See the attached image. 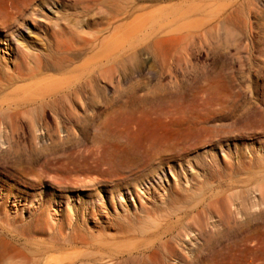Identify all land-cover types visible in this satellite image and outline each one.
<instances>
[{
  "label": "rangeland",
  "instance_id": "obj_1",
  "mask_svg": "<svg viewBox=\"0 0 264 264\" xmlns=\"http://www.w3.org/2000/svg\"><path fill=\"white\" fill-rule=\"evenodd\" d=\"M0 67V264H264V0H0Z\"/></svg>",
  "mask_w": 264,
  "mask_h": 264
},
{
  "label": "bare ground",
  "instance_id": "obj_2",
  "mask_svg": "<svg viewBox=\"0 0 264 264\" xmlns=\"http://www.w3.org/2000/svg\"><path fill=\"white\" fill-rule=\"evenodd\" d=\"M19 77V76H18ZM23 77V76H22ZM27 77H29V75H27ZM18 79H21V77L20 78H18ZM29 79V78H28ZM33 79V78H32ZM37 85H39V83L38 82H32V83H30V85H29V88H34V87H36ZM7 83H5V78H4V76H3V74H2V69H1V67H0V125H4L5 126V124H7V118H6V116H5V113H3V110H5V109H11V108H14L15 110H16V112H14L12 115V117H14V115L16 116V118H18V117H20L21 116V113H22V111L19 109L20 107H21V105L22 104H24V99H15V97H13V98H11V99H9V100H12L11 102H9L8 100H5V91H6V89L5 88H7ZM5 87V88H4ZM7 96V95H6ZM34 100V95H32L30 98H29V100H28V102L29 101H33ZM76 105L79 107V103H77L76 102ZM57 111L58 110H55V108L53 107V106H51V103L49 104V103H47V105L45 106V108L43 109V111H42V113L37 117V119H35L33 122H31V123H25L24 125H25V127L27 128V129H31L32 128V126L36 123V122H40V121H44V120H46V119H48V120H50V118L52 117V115L53 114H56L57 113ZM11 117V118H12ZM10 118V119H11ZM20 119V118H19ZM22 121V120H21ZM37 141H39V140H37ZM48 148H52V144H50V145H48ZM102 148V147H101ZM129 148V147H128ZM149 148H151V147H148L147 148V150H149ZM119 151H120V153H118V154H112V153H110V154H112L113 156H111L110 157V155H109V166H110V168H118V169H121V168H125L126 167V165L128 164H126V160L129 158V154L127 153H125L124 151H122V150H120V149H118ZM133 152V151H132ZM101 154H103L102 153V151H101ZM133 154H134V152H133ZM140 154L138 153V156H139ZM134 156H135V154H134ZM111 159V160H110ZM138 159V158H137ZM137 159H136V161H137ZM136 161H133V162H130V163H133V165H134V163H136ZM107 165H108V163H107ZM130 165V164H129ZM133 165H130V167L131 166H133ZM129 167V166H128ZM127 167V169H130V167L128 168ZM109 168V169H110ZM132 168V167H131ZM116 170V169H115ZM123 170V169H122Z\"/></svg>",
  "mask_w": 264,
  "mask_h": 264
}]
</instances>
